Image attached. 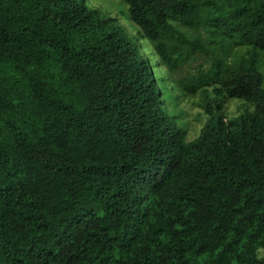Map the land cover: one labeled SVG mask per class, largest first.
Returning a JSON list of instances; mask_svg holds the SVG:
<instances>
[{"label":"trees","instance_id":"16d2710c","mask_svg":"<svg viewBox=\"0 0 264 264\" xmlns=\"http://www.w3.org/2000/svg\"><path fill=\"white\" fill-rule=\"evenodd\" d=\"M125 2L167 77L85 0H0V264H264V0Z\"/></svg>","mask_w":264,"mask_h":264},{"label":"rangeland","instance_id":"374dc122","mask_svg":"<svg viewBox=\"0 0 264 264\" xmlns=\"http://www.w3.org/2000/svg\"><path fill=\"white\" fill-rule=\"evenodd\" d=\"M88 6L99 9L104 15L115 17L119 23L126 29L128 34L138 42L141 52L146 59L149 60L155 75L158 77L168 76L167 72L162 67H157L159 61L158 56L153 52L150 43L140 35L139 27L135 22L130 20L128 15V5L125 0H85ZM198 58L195 64L201 62ZM261 69L264 74V51L261 54ZM264 86V82H263ZM178 94L172 92L168 94L166 104L168 106L170 116L178 117L175 119L178 127H184L187 130V139H195L201 132L202 127L206 123L209 116L205 113L200 105L201 98L199 96H185L177 98ZM223 112L229 119H234L241 113L247 110H252L253 107L240 99H230L223 103ZM260 255L264 256V250L260 251Z\"/></svg>","mask_w":264,"mask_h":264}]
</instances>
